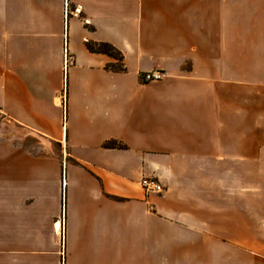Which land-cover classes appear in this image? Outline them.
Here are the masks:
<instances>
[{
  "label": "crops",
  "instance_id": "obj_1",
  "mask_svg": "<svg viewBox=\"0 0 264 264\" xmlns=\"http://www.w3.org/2000/svg\"><path fill=\"white\" fill-rule=\"evenodd\" d=\"M257 86L264 0H0V264H264Z\"/></svg>",
  "mask_w": 264,
  "mask_h": 264
},
{
  "label": "trees",
  "instance_id": "obj_2",
  "mask_svg": "<svg viewBox=\"0 0 264 264\" xmlns=\"http://www.w3.org/2000/svg\"><path fill=\"white\" fill-rule=\"evenodd\" d=\"M87 49L91 53L107 55V56L112 57V58L117 60L116 64H108L106 66L107 69L115 71V72L125 71L122 53L118 49H116L114 46H112L111 44H109V43H91V44H87ZM105 147H107V148H117V147L121 148L122 145H118L114 142H110V143L105 144Z\"/></svg>",
  "mask_w": 264,
  "mask_h": 264
},
{
  "label": "rangeland",
  "instance_id": "obj_3",
  "mask_svg": "<svg viewBox=\"0 0 264 264\" xmlns=\"http://www.w3.org/2000/svg\"><path fill=\"white\" fill-rule=\"evenodd\" d=\"M246 51L248 52V50H237V53H238V55H243ZM249 51H250V55L247 54V52L245 53V55L247 56L246 59L252 61L251 64L249 65L250 70H251V75L253 78L252 80H253V82L258 83V79H259V75H260V64L259 63L261 61H263L261 58V52L263 50H249ZM252 104H253V109H255L257 112V114L253 113V116H258L257 118H259V109L263 107L264 101H263V97L260 98V96H259L258 86L253 87V102H252ZM257 118H255V119H257Z\"/></svg>",
  "mask_w": 264,
  "mask_h": 264
},
{
  "label": "built area",
  "instance_id": "obj_4",
  "mask_svg": "<svg viewBox=\"0 0 264 264\" xmlns=\"http://www.w3.org/2000/svg\"><path fill=\"white\" fill-rule=\"evenodd\" d=\"M163 73L159 71H154L148 74H144L141 76L142 80L144 82H153V81H159L163 78ZM2 116V113L0 111V117ZM141 186L144 189L146 195H160L163 194L165 191V188L160 184V182L155 178H143L141 181ZM61 224V223H60ZM60 233H65V226H60Z\"/></svg>",
  "mask_w": 264,
  "mask_h": 264
},
{
  "label": "bare ground",
  "instance_id": "obj_5",
  "mask_svg": "<svg viewBox=\"0 0 264 264\" xmlns=\"http://www.w3.org/2000/svg\"><path fill=\"white\" fill-rule=\"evenodd\" d=\"M60 226H61V224H60Z\"/></svg>",
  "mask_w": 264,
  "mask_h": 264
}]
</instances>
